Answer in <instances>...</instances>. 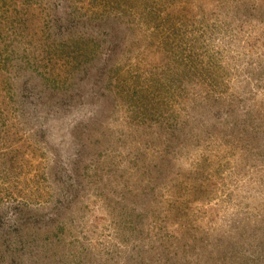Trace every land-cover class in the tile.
Here are the masks:
<instances>
[{"label": "rangeland", "instance_id": "obj_1", "mask_svg": "<svg viewBox=\"0 0 264 264\" xmlns=\"http://www.w3.org/2000/svg\"><path fill=\"white\" fill-rule=\"evenodd\" d=\"M0 264H264V0H0Z\"/></svg>", "mask_w": 264, "mask_h": 264}]
</instances>
